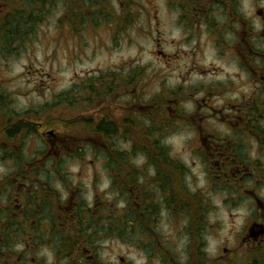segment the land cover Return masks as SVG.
I'll list each match as a JSON object with an SVG mask.
<instances>
[{
	"label": "rangeland",
	"instance_id": "obj_1",
	"mask_svg": "<svg viewBox=\"0 0 264 264\" xmlns=\"http://www.w3.org/2000/svg\"><path fill=\"white\" fill-rule=\"evenodd\" d=\"M93 1L83 7L80 0H46L44 16L32 26L6 41L0 37V140H7L6 132L18 121L26 123L29 156L48 152L49 190L63 200L79 198L92 210L96 205L98 214L109 207L118 215L123 198L114 178L120 185L126 170L109 169L112 151L95 124L106 119L119 127L113 148L125 151L134 144L150 155L158 152L149 136L153 130L177 163H187L189 181L208 187L213 246L235 247L236 232L252 218V173L264 168V144L254 136L259 131L251 138L249 129L253 99L264 115V91L252 73L263 62L252 58V49L264 55V40H252L263 27L262 16L255 15L261 3ZM102 8L106 15L99 14ZM8 11L7 0H0V19ZM73 14L86 16L77 22ZM122 77L126 82L111 93L78 92L95 78ZM62 93H67L64 104ZM209 143L226 150L231 162L223 170L207 153ZM77 151L81 156L74 155ZM136 157L141 167L144 155ZM252 161L260 166L251 167ZM11 166L0 158V177ZM105 227L114 234L99 235L107 231L92 228L99 261L117 262L120 255L136 259V225L125 240L116 237L125 231L120 222ZM165 229L176 237L177 229Z\"/></svg>",
	"mask_w": 264,
	"mask_h": 264
},
{
	"label": "flooded vegetation",
	"instance_id": "obj_2",
	"mask_svg": "<svg viewBox=\"0 0 264 264\" xmlns=\"http://www.w3.org/2000/svg\"><path fill=\"white\" fill-rule=\"evenodd\" d=\"M259 4L262 8L258 5L255 15L262 16L263 27L260 38L252 39L255 42L264 40L263 0H259ZM260 52L252 49V58L254 56L258 62L263 59L261 65H256L258 70L252 69V73L257 76L255 85L263 93L264 55ZM120 80H108V87L117 88L126 78ZM249 123L250 137L252 132L259 131L254 136L258 143L264 144V136H260L264 134V115L256 108L254 99ZM26 131L22 132V137L7 135V140H0V158L4 164L12 165V169L0 177V264H264V168L252 173V218L236 232L235 247L213 246L216 238L210 236L213 227L207 222L208 187L198 185L194 178L189 181L191 169L187 163H177L162 141L159 140V147L165 151L157 147L158 152L152 155L134 151L137 148L134 144L131 149L122 151L121 167L126 175L120 185L114 178V189L121 191L123 198L120 214L109 207L98 214L96 205L92 210L79 198L63 200L55 190H49L48 152L29 156ZM207 148L215 164L221 163V170L225 162H231L222 147L209 143ZM222 150L225 152L221 153ZM140 154L145 161L141 167L136 157ZM253 164L260 166L252 161L251 167ZM206 180L208 183V178ZM113 221L120 222L125 230L116 233L120 239L134 235L129 231L136 225V231H132L139 241L136 259L120 255L117 262L99 261L100 250L91 243L96 233L92 228L107 231L111 228L105 226H111ZM168 225L177 229L175 238L165 229ZM81 227L87 230L81 231ZM162 228L166 231L162 232ZM88 232L90 237L86 236ZM102 233L114 234L109 231L98 234Z\"/></svg>",
	"mask_w": 264,
	"mask_h": 264
},
{
	"label": "trees",
	"instance_id": "obj_3",
	"mask_svg": "<svg viewBox=\"0 0 264 264\" xmlns=\"http://www.w3.org/2000/svg\"><path fill=\"white\" fill-rule=\"evenodd\" d=\"M7 2L9 5V11L5 13L0 19V37L1 39L5 41L6 39H4V37L12 38L14 34L16 33L19 34L22 31H25V29H27L29 26H32L35 20H38L40 19L41 16H44V13H45L44 5H45L46 0H29L28 2L21 1V0H7ZM80 2H82L83 7H85L86 4L88 5L90 4L91 6L92 4H94L93 0H80ZM98 12H100L99 13L100 15H106V14H103L104 9L103 11H98ZM85 16L86 15H84L83 17H80V19L79 18L77 19L78 16L76 14H73V18H74L73 20H76L77 22H82L81 20L85 18ZM94 20H96V17L94 18ZM118 79L119 78H117V80ZM117 80H114V81H117ZM108 83L109 82L107 80L103 81L100 78H95L94 81L90 80L89 83L87 82L88 85L85 86V88H80L78 92L80 90H83L87 92L88 94H94V95L96 94L100 95L105 92L111 93L113 92L114 86L108 87ZM66 96H67V93H62L59 95V98H61L59 99L60 104H64V100L66 99ZM95 125H96L95 131L101 134L104 141L109 142V143L107 142V146L112 151V154H114V155H111V157L109 156L108 158L109 169L113 171L117 170V168H119L122 165L123 159L121 158L122 157L121 153L123 154V152L119 150L118 148H113L115 142L113 141L114 138H112V136L116 134V131L118 130L119 127L115 123L106 122L105 119L100 120ZM25 129L27 130L25 133V135L27 136V134L31 132L28 129V125L26 123L21 125L20 121H18L17 126L9 135H18V136L21 134L24 135V133L22 132ZM149 136H150V140L152 141V143L156 147H158L159 150L165 151V149L159 147L160 141L156 139L155 133L153 130L149 133ZM134 151H137V148ZM74 155L79 157L81 156V152L77 151L76 154ZM112 223H115V222L113 221ZM117 226L118 225L116 224V227Z\"/></svg>",
	"mask_w": 264,
	"mask_h": 264
}]
</instances>
